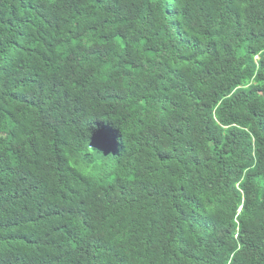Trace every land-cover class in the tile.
<instances>
[{"label":"trees","instance_id":"trees-1","mask_svg":"<svg viewBox=\"0 0 264 264\" xmlns=\"http://www.w3.org/2000/svg\"><path fill=\"white\" fill-rule=\"evenodd\" d=\"M0 264H264V0H0Z\"/></svg>","mask_w":264,"mask_h":264}]
</instances>
